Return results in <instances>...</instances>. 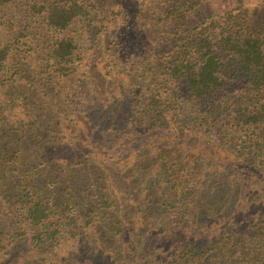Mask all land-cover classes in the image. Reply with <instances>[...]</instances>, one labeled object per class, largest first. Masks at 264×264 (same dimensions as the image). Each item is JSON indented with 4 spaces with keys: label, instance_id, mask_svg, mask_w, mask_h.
<instances>
[{
    "label": "trees",
    "instance_id": "trees-1",
    "mask_svg": "<svg viewBox=\"0 0 264 264\" xmlns=\"http://www.w3.org/2000/svg\"><path fill=\"white\" fill-rule=\"evenodd\" d=\"M209 1L0 0V264H264V0Z\"/></svg>",
    "mask_w": 264,
    "mask_h": 264
},
{
    "label": "rangeland",
    "instance_id": "rangeland-1",
    "mask_svg": "<svg viewBox=\"0 0 264 264\" xmlns=\"http://www.w3.org/2000/svg\"><path fill=\"white\" fill-rule=\"evenodd\" d=\"M246 2L249 0H210L208 3L201 5L197 11H195L191 16H190V21L189 25H196L197 23H200L204 19H206L209 15L213 13H217L219 11H222L226 8H230L238 3L241 2ZM255 1H261V0H255ZM147 49V48H146ZM166 47H162L158 49V51H164ZM197 133V132H196ZM192 139L195 140V142H198L199 144H204L203 139L205 137L199 138L197 135L191 136ZM206 147H211V145L206 144ZM48 158L52 159V155H48ZM245 203V202H244ZM247 205V211H242V214L246 217V220L252 219L253 216H256V208L249 209V206L251 202H246ZM78 264V263H75Z\"/></svg>",
    "mask_w": 264,
    "mask_h": 264
}]
</instances>
